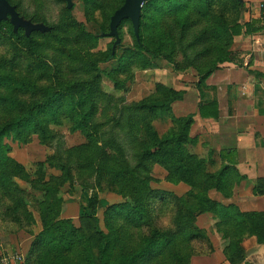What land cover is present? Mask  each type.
Segmentation results:
<instances>
[{
    "label": "trees",
    "instance_id": "1",
    "mask_svg": "<svg viewBox=\"0 0 264 264\" xmlns=\"http://www.w3.org/2000/svg\"><path fill=\"white\" fill-rule=\"evenodd\" d=\"M126 1L82 0L87 14L107 12V25ZM67 13L71 15L70 10ZM247 14L239 0H146L137 29L131 19L123 20L118 36H109L105 51L97 49L108 38L109 26L103 29L104 36H97L68 17L50 31L27 35L25 28L7 19L9 15L0 19V45L14 52V57H0V191L12 200L16 165L5 141L27 145L38 136L41 143L55 146L49 165L60 170L66 181L94 178L97 189L105 185L122 198L105 213L107 233L100 226L97 197L89 200L87 208L91 233L62 221L57 208L46 205L41 214L43 231L26 264H190L194 235L187 231L188 218L179 216L175 233L151 224L148 202L155 195L156 168L166 173V182L191 188L193 209L219 220L231 264L247 261L248 253L235 241L243 234L264 245V213H243L235 205L210 199L215 191L230 200L246 178L236 169L234 153L222 152L221 168L214 173L210 159L191 153L190 147L197 143L191 136L195 115L177 117L172 108L185 99V92L157 85L154 94L139 102L126 100L137 72L166 62L177 73L196 72L199 115L218 119L217 90L208 87L207 80L225 65L244 67V54L232 50L235 38L264 31L258 22H247ZM128 24L132 48L122 45ZM23 60L28 62L26 74L21 72ZM108 63L115 67L103 69ZM161 120L171 122L164 134L155 128ZM60 128L80 133L86 143L65 147ZM215 154L211 151L210 158ZM253 193L264 196V180L257 182Z\"/></svg>",
    "mask_w": 264,
    "mask_h": 264
},
{
    "label": "rangeland",
    "instance_id": "2",
    "mask_svg": "<svg viewBox=\"0 0 264 264\" xmlns=\"http://www.w3.org/2000/svg\"><path fill=\"white\" fill-rule=\"evenodd\" d=\"M9 5L17 14L18 20L29 26L28 30H24L27 35L50 31L53 26L70 17L71 21L82 23L89 33L104 36L103 29L111 27L114 16H111L107 25V12L97 11L91 14L88 11L87 14L82 0H71V2L68 0H12ZM67 10L71 11L70 16ZM7 19L12 23L11 16ZM131 31L130 24L123 29L122 45L125 47L132 48L134 45ZM110 34L111 28L106 34L108 38L102 40L97 51H105L108 48L111 42ZM13 53L11 48L0 45V57H14ZM113 65L114 63H108L103 66V69H112L115 67ZM27 66L28 62L23 60L21 65L23 74H26ZM198 79V75L192 69L177 73L168 63L161 62L146 71L136 73L135 82L130 92L126 94V100L127 103L139 102L154 94L157 85H165L177 90L183 89L193 104L188 107V110H196L198 100L200 101L197 89ZM107 85L111 87L109 82ZM214 94L216 95V92H211L212 97L215 96ZM179 113L184 111L178 110L175 115L178 117ZM155 128L160 134H164L171 128V122L157 121ZM59 130L60 138L67 148L86 143L85 137L80 133H71L69 128ZM5 142L11 148L9 158L16 166L12 170L14 183L10 189L12 200L5 196L4 191H0V253L30 254L36 237L43 231L41 214L48 204L57 208L62 221H70L75 228L82 227L84 232L91 233L92 222L87 220V208L89 200L97 197L100 200L98 209L100 226L105 233L108 232L105 225V213L111 206L122 202L120 196L105 185H102V190L97 189L94 178L76 179L74 183L66 181L60 170L49 165V159L56 153L55 146L41 143L38 136H33L31 143L27 145L13 142L12 139ZM190 148L194 150L193 146ZM196 150L200 158L206 156L202 149ZM208 159H210V171L213 173L219 171L221 168L219 154L216 153L212 158L209 156ZM153 176L155 181L152 183V188L155 195L148 202L153 228L162 232L175 233L179 229L177 220L181 214H184L189 220L187 231L194 235L193 239L190 238V264H231L225 254L229 242L225 241L219 231V220L211 213H202L198 208L193 209L196 207V201L188 197L191 188L184 184L174 185L166 182V173L160 168L155 169ZM209 197L222 204L229 202L221 193L215 191L211 192ZM83 202L86 203V208L82 206ZM253 238L256 239L246 233L235 241L247 252L246 243ZM93 252H95L94 249Z\"/></svg>",
    "mask_w": 264,
    "mask_h": 264
},
{
    "label": "crops",
    "instance_id": "3",
    "mask_svg": "<svg viewBox=\"0 0 264 264\" xmlns=\"http://www.w3.org/2000/svg\"><path fill=\"white\" fill-rule=\"evenodd\" d=\"M239 1L248 8L247 22H258V27L264 28V0ZM232 50L244 54V67L225 65L207 80V86L217 90L218 119L201 118L199 100L197 109L189 111L188 107L193 104L186 94L185 99L172 108L175 114L178 110L184 111L178 117L195 115L191 136L197 143L194 150L190 148L191 153L199 154L196 149L200 148L206 155L202 156L204 159L209 158L211 151L219 157L222 152L235 154L236 169L246 179L236 187L228 204L239 207L243 213H264V196L253 193L257 182L264 180V31L236 37ZM82 206L87 207L84 202ZM246 249L245 264H264V245H258L253 238L246 243ZM0 255L12 256L14 252ZM22 255L27 262L28 255Z\"/></svg>",
    "mask_w": 264,
    "mask_h": 264
},
{
    "label": "water",
    "instance_id": "4",
    "mask_svg": "<svg viewBox=\"0 0 264 264\" xmlns=\"http://www.w3.org/2000/svg\"><path fill=\"white\" fill-rule=\"evenodd\" d=\"M146 0H127L125 6L119 10L114 17L112 18L111 22V36L116 37L118 36V28L121 22L125 19H131L133 26L135 29L138 27L139 21V12ZM71 2V0H68ZM0 19L7 17L8 15L12 17V23L17 28H25L29 29V26L21 21L18 20L17 14L14 10L10 7L6 0H0Z\"/></svg>",
    "mask_w": 264,
    "mask_h": 264
},
{
    "label": "built area",
    "instance_id": "5",
    "mask_svg": "<svg viewBox=\"0 0 264 264\" xmlns=\"http://www.w3.org/2000/svg\"><path fill=\"white\" fill-rule=\"evenodd\" d=\"M0 264H26V258L19 253L12 256L0 255Z\"/></svg>",
    "mask_w": 264,
    "mask_h": 264
}]
</instances>
